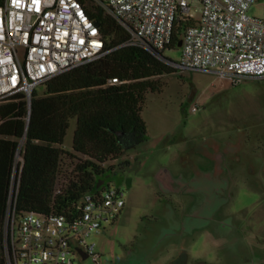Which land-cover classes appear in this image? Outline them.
I'll list each match as a JSON object with an SVG mask.
<instances>
[{
  "label": "rangeland",
  "instance_id": "obj_1",
  "mask_svg": "<svg viewBox=\"0 0 264 264\" xmlns=\"http://www.w3.org/2000/svg\"><path fill=\"white\" fill-rule=\"evenodd\" d=\"M248 14L264 18V0ZM162 56L178 63L180 48ZM174 68L144 95L147 140L104 165L114 174L100 183L123 189L125 206L90 238L98 262L78 264H264V78ZM75 126L62 147L70 154ZM70 173L64 157L57 189Z\"/></svg>",
  "mask_w": 264,
  "mask_h": 264
},
{
  "label": "built area",
  "instance_id": "obj_2",
  "mask_svg": "<svg viewBox=\"0 0 264 264\" xmlns=\"http://www.w3.org/2000/svg\"><path fill=\"white\" fill-rule=\"evenodd\" d=\"M94 1L135 42L159 54L171 47L177 19L192 20L180 33V61L165 62L172 67L207 71L233 82L264 78V18L248 14L256 0ZM193 4L199 7L197 20ZM104 48L99 28L80 0H2L0 101L18 92L29 99L37 86L98 59ZM20 163L18 154L16 165ZM17 183L15 169L3 230L7 264H78L88 258L98 262L90 238L117 220L125 206L123 189L104 185L87 194L76 213L66 218L19 214Z\"/></svg>",
  "mask_w": 264,
  "mask_h": 264
},
{
  "label": "trees",
  "instance_id": "obj_3",
  "mask_svg": "<svg viewBox=\"0 0 264 264\" xmlns=\"http://www.w3.org/2000/svg\"><path fill=\"white\" fill-rule=\"evenodd\" d=\"M80 1L99 28L103 55L41 84L42 94L35 88L29 99L18 92L0 101V264H7L3 230L15 169L19 214L71 218L82 199L101 190L100 182L114 174L104 165L147 140L144 95L159 92L152 79L175 72L94 0ZM193 24L177 19L169 50L178 48L183 27ZM71 120L76 126L70 154L62 147ZM18 154L22 163L16 166ZM64 157L71 160V173L57 189Z\"/></svg>",
  "mask_w": 264,
  "mask_h": 264
},
{
  "label": "water",
  "instance_id": "obj_4",
  "mask_svg": "<svg viewBox=\"0 0 264 264\" xmlns=\"http://www.w3.org/2000/svg\"><path fill=\"white\" fill-rule=\"evenodd\" d=\"M181 45H182V42H181V40H179L177 46L180 48ZM149 52H150L151 54H153L155 57H157L158 59H160L161 61H163V62H167V63H169V64H174V63L171 62L170 60L164 58V57L162 56V54L155 53V52L152 51L151 49H149ZM83 259H85V256H83Z\"/></svg>",
  "mask_w": 264,
  "mask_h": 264
}]
</instances>
